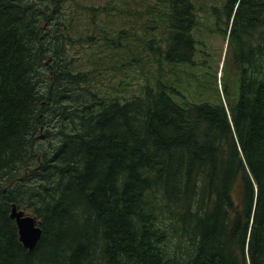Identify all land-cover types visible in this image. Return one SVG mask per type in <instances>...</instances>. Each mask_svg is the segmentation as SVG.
Masks as SVG:
<instances>
[{"label": "trees", "instance_id": "16d2710c", "mask_svg": "<svg viewBox=\"0 0 264 264\" xmlns=\"http://www.w3.org/2000/svg\"><path fill=\"white\" fill-rule=\"evenodd\" d=\"M112 1H75L73 12L67 0H0V264H264V0H226L240 50L227 106L224 97L187 105L176 78L179 64H193L192 0H142L135 11ZM161 8L165 19L149 23L166 37L138 50H149L156 85L116 97L126 81L115 86L102 70L144 60L139 44L113 35L111 14ZM101 13L105 28L94 36L107 57L77 71L72 20L80 27L87 15L96 26ZM12 202L40 220L32 250Z\"/></svg>", "mask_w": 264, "mask_h": 264}, {"label": "rangeland", "instance_id": "374dc122", "mask_svg": "<svg viewBox=\"0 0 264 264\" xmlns=\"http://www.w3.org/2000/svg\"><path fill=\"white\" fill-rule=\"evenodd\" d=\"M75 1H78L79 4L83 5H102L108 0H67V5L69 6L68 8L70 10L73 9V12L75 10H78ZM115 1L119 4V6L127 8V2L123 3V0ZM153 1L154 0H150L149 2ZM116 3L115 6H117ZM192 3L196 8L197 15L196 25L193 29L194 37H197V45L194 52L193 64H185L182 66V68H180L181 64H179L177 67L176 78L178 80H181V86L186 94H188V100L186 103L187 105H190L194 102L201 103L203 101H209L212 104H216L217 102H219V98L224 97V104L227 106L225 86L235 97L238 94L239 86V74L236 60L240 56V50L237 47L235 40L232 39L228 34V30L232 27L233 19L232 17L227 16L224 13L226 0H192ZM111 4L114 5V0ZM129 4L131 9L135 11L137 9V6L143 7V5L147 4V1L143 2L142 0H129ZM163 9L164 8H161L157 12L146 13L142 16L135 15L134 13L128 14L125 12H119L118 10L115 14H111L113 16L110 20H108V25L114 23L112 30L113 35H117L119 32L118 39L124 46L127 44L132 45V47L135 48L136 45L139 44V46H137L138 49L135 56L139 59L143 58L144 60L139 66L129 65L128 67L122 66L121 69L111 67L107 70H102V72L105 71L104 74H106L107 76L113 75L111 81L115 86L119 87L120 81H126V87L123 86L119 93L116 94L118 95L116 97H122L123 99H126L132 96H143L144 87L146 86V84H149L151 86L156 85L155 78H153L152 75L151 79L147 78L149 74L146 72L147 62L145 61L147 59V51L149 50H138L142 49L141 44L144 41L150 42L151 40L155 39L156 36L162 39L166 37V32L162 31V29L160 28L158 29L156 27L157 23L152 22L157 18H159V23L163 21ZM114 10L116 9L114 8ZM209 14L216 15L222 19V21L227 25L226 32L223 31L224 28H208V23H210ZM106 17L107 16H105L104 13H101L99 16H97V18L95 17L97 21L96 26L92 25L87 15H82V25L80 27H78V23L76 20H72L75 28L69 30L75 37L73 39V42L70 43L69 57L76 64L78 68L77 71L82 70L84 72H88L91 65H93L94 56L102 60L107 57L105 55L106 53H108L110 48L108 46H101L99 41L94 36L103 33ZM150 17L152 21L149 23ZM87 22L89 23V25L87 24ZM203 24L208 25L205 28ZM220 24L221 27H224V24ZM84 34H86L85 37L87 38V40H82L86 39L84 38ZM165 45L166 43L164 42L163 47H165ZM119 57L120 56L118 54L115 55L116 59ZM124 60H119L116 62V64L120 66L122 62H124ZM244 65H246V63ZM164 66L165 65L163 63V67ZM149 68L150 70L155 71V62H152L151 65H149ZM187 76H189L190 79H188ZM180 78H182L183 81ZM187 86L189 88L186 89ZM109 90L115 91L112 88H109ZM123 94H125V96H122ZM227 113L230 120V112L228 111ZM194 195L196 196V191ZM24 210L26 212H29L26 209ZM158 217L159 219H157L156 222L162 227V229H164L165 232L167 231L168 233L170 232L169 234H171V232L175 231L176 228L171 227V222L168 219L163 218L162 215H159ZM153 221L155 222V217L153 218ZM183 221L184 220H178V223L182 224ZM178 223H176V225ZM162 229L160 231H162ZM173 239L174 238H172V240Z\"/></svg>", "mask_w": 264, "mask_h": 264}, {"label": "water", "instance_id": "95a60500", "mask_svg": "<svg viewBox=\"0 0 264 264\" xmlns=\"http://www.w3.org/2000/svg\"><path fill=\"white\" fill-rule=\"evenodd\" d=\"M11 217L15 218L21 241L29 249H32L36 244L39 236V228L34 227L33 221L35 220L32 216H23V210L17 209L14 203L11 209Z\"/></svg>", "mask_w": 264, "mask_h": 264}, {"label": "bare ground", "instance_id": "6f19581e", "mask_svg": "<svg viewBox=\"0 0 264 264\" xmlns=\"http://www.w3.org/2000/svg\"><path fill=\"white\" fill-rule=\"evenodd\" d=\"M237 7V3H236V5H235V7H234V10H233V13L235 12V8ZM232 17V19H233V15L231 16ZM229 32H230V29L228 30ZM229 34V33H228ZM248 48H246L245 50H247ZM78 107V106H77ZM76 108V107H75ZM75 110V109H74ZM97 114V113H96ZM67 115V114H66ZM80 119H82V118H80ZM87 119V118H86ZM109 125V124H108ZM86 127V126H85ZM13 204H14V202H12L11 203V207H10V210H9V216L11 217V209H12V206H13ZM17 207V206H16ZM17 209H21V210H23V216L25 217V216H27V215H29V216H32V217H34L35 218V220L33 221V225H34V227H37V228H39V236H38V240H37V242L39 241V238L41 237V234H42V228H41V226H40V220L37 218V216L35 215V214H33V213H30V212H26L23 208H19V207H17ZM12 219H14V221H15V223H16V220H15V218H13V217H11ZM16 226H17V223H16ZM17 230H18V226H17ZM18 234H19V231H18ZM19 240H20V242L24 245V243L21 241V239H20V235H19ZM18 240V241H19ZM37 242H36V244H37ZM73 243V242H72ZM36 244L33 246V248L36 246ZM71 244V243H70ZM25 246V245H24ZM26 248H28L27 246H25ZM60 247V246H59ZM32 248V249H33ZM29 249V248H28ZM32 249H29V250H32ZM30 256V255H29Z\"/></svg>", "mask_w": 264, "mask_h": 264}, {"label": "flooded vegetation", "instance_id": "af4514ba", "mask_svg": "<svg viewBox=\"0 0 264 264\" xmlns=\"http://www.w3.org/2000/svg\"><path fill=\"white\" fill-rule=\"evenodd\" d=\"M196 39H197V37H196ZM195 46H196V43H194V47H195ZM194 47H193V48H194Z\"/></svg>", "mask_w": 264, "mask_h": 264}]
</instances>
